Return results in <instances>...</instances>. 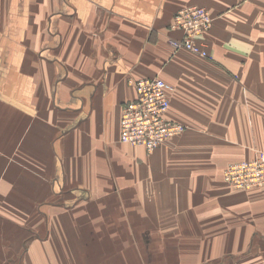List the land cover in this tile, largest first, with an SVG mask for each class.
<instances>
[{
	"label": "crops",
	"instance_id": "1",
	"mask_svg": "<svg viewBox=\"0 0 264 264\" xmlns=\"http://www.w3.org/2000/svg\"><path fill=\"white\" fill-rule=\"evenodd\" d=\"M192 4L214 18L211 57L170 44ZM152 76L186 129L148 151L120 121ZM260 150L264 0H0V232L22 237L24 264H211L251 247L264 187L223 172Z\"/></svg>",
	"mask_w": 264,
	"mask_h": 264
},
{
	"label": "built area",
	"instance_id": "2",
	"mask_svg": "<svg viewBox=\"0 0 264 264\" xmlns=\"http://www.w3.org/2000/svg\"><path fill=\"white\" fill-rule=\"evenodd\" d=\"M212 25L213 17L205 6L181 7L173 17L172 27L183 29V37L181 40L171 39V43L210 56L197 44L196 37ZM135 88V98L127 101L122 109L120 138L125 143L142 145L153 151L169 138L182 133L186 126L168 117L170 92L174 87L166 79L161 76L141 77L136 79ZM224 178L239 189L264 186V151H259L253 158L230 163L224 171Z\"/></svg>",
	"mask_w": 264,
	"mask_h": 264
},
{
	"label": "rangeland",
	"instance_id": "3",
	"mask_svg": "<svg viewBox=\"0 0 264 264\" xmlns=\"http://www.w3.org/2000/svg\"><path fill=\"white\" fill-rule=\"evenodd\" d=\"M192 5H195V4H192ZM196 5H199V4H196ZM201 6H203V5H201ZM172 21H173V19H172ZM213 23H214V18H213ZM171 28L173 30L181 31V33H182V36L180 38L177 37V38H172V39L181 40V38L183 37V31H182L183 29L178 28V27H176V28L172 27V22H171ZM208 31H206V32H208ZM206 32H204L201 36L196 37V42H197V44L204 51H206V53H209L210 56H205L204 54H201V53L200 54L198 53V54L201 55V56H203V57H211V53H210V50H209V45L204 40V35H205ZM170 44L172 45V47L175 50H181V49H183V50H187V51H191L193 53H196V52H194V50H192L190 48H187L184 45L175 46L173 43H171V40H170ZM260 151H262V150H260ZM258 152L256 153V155L258 154ZM247 159H250V158H247ZM242 160H244V159H242ZM237 161H240V160H237ZM232 162H235V161H232ZM232 162H230V163H232ZM223 176H224V172H223ZM224 181H225V178H224ZM227 185H229L232 188V190L234 189V190H237V191L250 190V189L258 188V187H253V188H249V189H239V188L233 187L229 183H227ZM259 187H264V186H259ZM4 212L7 215L9 214L6 211H4ZM14 213H16V212H14ZM14 221H17V223H18L17 227H24V224L26 223L25 225L26 226L28 225V227H24V228H27V229L30 228L31 230H33V226L32 225L34 224L33 223L34 220H31V221L26 220V221H24L22 219H14ZM31 226H32V228H31ZM18 231H23V228L22 229H18ZM27 234L28 235H27L26 239H28V241L30 240V237L31 238L34 237V235H32V232H29L28 231ZM43 238H45V237H43ZM21 240H22V237H20L17 232H16V235H14V236L11 237V241L8 240L4 236L2 237V233L0 232V264H24L23 261H22V255L19 256L15 252L16 249H18V252H19L20 247H24L21 244ZM20 258H21V262H20ZM7 260H8V262H6ZM212 263L213 264H215V263L216 264H264V235H257V236H255L254 239H253V241H252L251 247H242V249L236 250L234 252H226V251H224V252H217L216 255H215V257L211 258V264Z\"/></svg>",
	"mask_w": 264,
	"mask_h": 264
}]
</instances>
